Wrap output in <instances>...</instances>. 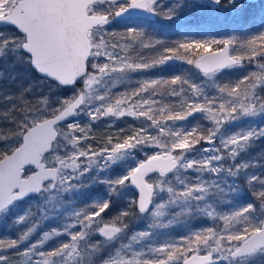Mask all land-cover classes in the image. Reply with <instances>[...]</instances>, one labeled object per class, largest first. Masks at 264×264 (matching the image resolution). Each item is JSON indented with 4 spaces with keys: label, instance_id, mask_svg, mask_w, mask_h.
Returning <instances> with one entry per match:
<instances>
[{
    "label": "snow or ice",
    "instance_id": "6c2138e0",
    "mask_svg": "<svg viewBox=\"0 0 264 264\" xmlns=\"http://www.w3.org/2000/svg\"><path fill=\"white\" fill-rule=\"evenodd\" d=\"M253 6L248 0H175L167 7L163 0H0V58L13 56L31 66L49 82L50 90L67 87L73 91L72 98L53 102L5 97L10 104L9 113L19 116L11 115L10 123L16 130L5 138L11 143L0 148V219L9 218L21 202L35 196L79 193L91 184L104 183L109 197L129 186L138 189V212L157 218L150 229L162 228L166 225L159 218L170 205L181 212L194 211L193 202L198 208L209 193L221 196L238 193L239 186L235 182L229 184L226 177L236 178L249 168L248 163L235 161L246 146L264 138V128L249 127L235 132L222 129L225 124L231 125L246 117H264V74L258 77L252 72L231 87H219V93L226 94L219 103L217 97L204 94L199 85L177 75L170 82L179 88H172L169 94L181 96L186 91L184 85H188L193 96L183 100L179 110L172 109L166 114L163 107L154 108L159 103L154 98L157 95L154 86L168 83L163 78L144 79L136 89L118 94L103 86L114 77L127 80L131 72L148 70L171 60H184L209 79L223 69L243 65L245 60L248 63L264 61V28L244 43L236 38L187 40L174 48H164V54L149 63L142 57L138 62H130L121 55L125 47L134 43L135 36L143 35L141 28H127L121 39H127L129 44L120 45L109 41L108 37L114 38L115 34L109 33L105 26L116 17L163 15L171 21L185 10L227 7L240 14ZM260 15L264 20V3ZM143 46L156 47L155 44ZM258 67L264 73V63ZM241 85L246 88L243 92ZM25 91L29 92L30 88ZM143 93L147 96H142ZM133 97L139 100L132 101ZM82 112L91 121L127 114L144 117L150 123L133 130L122 142L118 138L113 143L109 137L106 145L96 150L91 144L80 146L89 139V127L81 126L76 120L65 123ZM198 112L206 113V119L211 120L213 126H180L174 130L155 118L166 116V121L175 125ZM150 128H155L157 135L150 134ZM164 134L163 140L158 138ZM201 141L210 147L197 149ZM148 147L160 151L136 161L137 151ZM126 160L134 163L127 166L122 175H108L117 162ZM228 161L233 163L228 164ZM181 171L196 175L186 182L177 175ZM151 173L157 175L152 177ZM170 173L181 187H173L165 179ZM205 174L210 179H204ZM247 183L258 204L235 207L230 215L219 216L214 214L215 210L207 212L212 219L235 221L240 225H233L230 231L226 227L227 234L210 226L179 238V244L165 242L155 246L148 243L139 250L132 244H123L105 256L102 242L92 243L91 234L98 232L112 241L128 225L120 222V226H116V221L111 225L104 221L101 214L110 208V202L104 200L94 203L90 210L73 213L77 224L66 225L64 233L69 236V242H61L54 249L43 250L50 236L47 232L39 242L28 243L35 223L16 239L0 240V248L8 250L7 255L0 253V264H15V259L22 256L28 257L29 264H97L92 259L94 256L98 257L99 264H249L252 258L264 256V174L248 175ZM164 192L168 194L167 199L157 202L156 198ZM150 206L154 211L149 212ZM129 214V211L123 213L124 216ZM27 215L15 217L12 223H25ZM178 215L172 213L174 219ZM77 225L80 230L70 231ZM53 234L59 235L55 230ZM138 237L150 240L152 232H139L131 240L139 242ZM22 243L26 248L20 247Z\"/></svg>",
    "mask_w": 264,
    "mask_h": 264
},
{
    "label": "trees",
    "instance_id": "16d2710c",
    "mask_svg": "<svg viewBox=\"0 0 264 264\" xmlns=\"http://www.w3.org/2000/svg\"><path fill=\"white\" fill-rule=\"evenodd\" d=\"M170 2H173L171 0ZM166 3L164 4L165 7H167L170 4L173 3ZM248 2H251L254 6L251 7L249 10L245 12V14L234 16V17H227V19H219V16L213 14L212 12L216 13H226L227 10L230 9L227 7H221L216 8L214 11H211L210 13L203 14L205 16H199L197 18L192 17L190 18L187 15V12H183L181 15H179L177 18L169 21L167 19L163 18V15L161 17L157 16V19L159 20L150 21L146 19H120L119 25L114 24V27L112 29L116 30L120 37H123L124 34L127 31V28L129 27H137L142 29L143 35H137L135 36L134 43L130 44L127 49L132 57V62H138L141 57L151 63L159 57L164 54L163 49L164 48H174L178 43H182L187 41L186 37L192 36V37H210L213 36L221 37V39H230V38H236L238 42L244 43L247 38H249L251 35L255 34L257 31L261 30L264 26L263 23L259 21L261 20V4L264 3V0H248ZM259 3V4H258ZM216 20H219L218 23L215 22ZM142 22H145L147 28H143ZM148 28L153 31L150 32ZM156 32V35L158 38L156 40L153 38V33ZM122 33V34H121ZM150 35H149V34ZM118 36V35H117ZM116 35L112 39L108 38L109 40L116 41ZM122 41L125 42V44H129L127 39H123ZM159 42V43H157ZM144 44H155L156 47H148L145 48ZM159 54V55H157ZM171 55V53H169ZM260 63H264V61H254L252 63H248L247 60L243 62V65L241 66H234L232 68H227L224 71L218 72L215 76H213L211 79L213 80H223V76H225L224 79L229 78L232 71H235V76L231 74V85H234L237 81L241 80L243 77L248 76L250 73L254 72V68L256 65H259ZM229 69H234L232 71H229ZM23 73L25 74H31V76L36 77L37 74L32 68H26V71ZM229 73V76L226 75ZM181 76L184 79H188L190 83H196L201 84L206 83V81L209 80L208 77H204L203 74L198 72L194 65L187 64L184 60H171L166 62L165 64L158 65L156 67H153L148 70H141L137 72H131L129 73V78L127 80L121 81L118 77H114L113 80H111V84H114L116 86L115 91L113 94H117V91H131L136 89L137 85L140 83H143L144 79H154V78H163L164 80H167L168 83H158L154 87L156 89L157 95L154 97L159 103L154 105V108L159 109L163 107L165 114L172 110L176 109L179 110L180 103L183 101V94H190L191 90L189 89L188 85H184L185 87V93H183L181 96H172L170 95V91L172 88H179V85H172L171 79L175 76ZM187 76V77H186ZM259 77V76H258ZM230 87V86H229ZM1 88V87H0ZM249 88H250V82H249ZM13 90H17V86L12 88ZM26 90V88L23 90V92ZM152 90V86L149 88V92ZM246 88L244 85H241V92L245 91ZM257 91L259 88L256 89ZM22 92V93H23ZM142 96H147V93L141 94ZM134 98V97H133ZM137 100H139V97H135ZM159 116V115H157ZM156 116V117H157ZM160 117V116H159ZM166 117V116H165ZM202 115L199 113H194L193 116L190 118L191 124H199L202 127H208L209 121L205 120L204 118H201ZM202 119V120H200ZM208 123H207V122ZM4 126V125H2ZM16 129L15 128H5L0 126V137H8L12 136ZM3 131V133H2ZM263 145H264V138ZM2 144H0L1 147ZM3 148V147H2ZM138 154L141 156V152H138ZM142 157V156H141ZM145 158V157H142ZM263 164V167L260 169L256 174H264V160L261 161ZM181 172L179 173V175ZM188 174V176H187ZM187 174L185 173V176H183V173L181 175L182 179L186 182L191 180L193 177H195V173L191 171H187ZM204 179H210V177L205 174ZM227 181L228 178L226 177ZM235 179V181H234ZM240 179V180H239ZM235 182L239 186V192L236 194H229L221 196L219 194H213L209 193L205 197V199L201 202H199L198 208L196 207V203L193 202L192 207L195 209L194 211H183L175 206H171L168 210L167 214L164 215L160 221L164 223L165 227H154L149 228L150 225L154 224L156 222L157 218H154L151 221L143 220L140 223L133 221L131 224H128L127 227V233L129 231V235L132 237L133 235L138 234L142 231H151L152 237L150 240L139 238L136 242L138 245L140 243L148 244L151 243L155 246L161 245L165 243L166 241L169 242H176V238H180L182 236H186L189 232L195 231L202 228H207L210 226H214L217 231L225 232V228L230 231L232 230L233 225L236 227H240L239 224H237L235 221L230 222L229 226L226 224L227 221L218 220L219 224L222 226L221 228H217L218 223L215 222L214 219L209 217L207 214H205V205L208 203H213V207L216 210V214L222 213L220 216L223 215H230L232 209L235 207H239L241 205L247 204V203H253L258 204L259 202L256 200V198L251 194V191L248 187L247 180L241 179V177L236 178H229L228 183L231 184ZM181 187V185L179 186ZM104 200H108L110 202V210L113 207V195L111 197L107 196V193L104 191L102 186H90L85 191H80V193L74 194L72 198L69 200H64V207L66 209L74 206V208H82L87 211V208L90 210V207L94 206V203H100ZM136 205V204H135ZM106 210V211H108ZM121 209H118L120 211ZM257 209V214H258ZM172 213H179V215L174 219L172 216ZM139 216H143V214H139ZM13 218H8L7 221L1 222L0 225V240L7 241L9 239H16L18 236L26 230L29 226H31L33 223L36 224V221L32 220L30 223H22L19 225L12 223ZM169 220L172 222L169 223ZM123 222V221H122ZM126 223V222H125ZM137 223V224H136ZM216 223V224H214ZM51 225L45 226L44 228L38 226L36 224L34 232L30 236V240L28 243L31 242H39L45 232L50 233V237L47 241L43 244V250H51L54 249L59 243L61 242H69L68 238L65 237V235L61 236L59 232H57L56 229L49 227ZM53 230H55L56 233H59V235L53 234ZM226 234V232H225ZM178 243V242H177ZM26 244H21L20 247L24 248L26 247ZM140 247H142L140 245ZM8 252L6 253V255ZM261 257V256H259ZM254 257L251 261H249V264L257 263V264H264V258ZM15 264H29V261L23 262V261H15Z\"/></svg>",
    "mask_w": 264,
    "mask_h": 264
},
{
    "label": "rangeland",
    "instance_id": "374dc122",
    "mask_svg": "<svg viewBox=\"0 0 264 264\" xmlns=\"http://www.w3.org/2000/svg\"><path fill=\"white\" fill-rule=\"evenodd\" d=\"M170 1L171 0H163V3L166 4ZM170 3H175V0H173V2H170ZM214 10L195 9V10H185L184 12L185 13L187 12V15L190 18H192V17L197 18L199 16H205L203 14H206V13L208 14ZM245 12L237 14L236 12H234L233 10L230 9L229 11L227 10L226 13H216V12H212V13L213 14L215 13V15L219 16V19H227V17L239 16V15L245 14ZM119 20L120 19L118 17H116L111 21V23L109 25H107L105 27L108 29L109 33H114L116 35V38H115L116 41L109 40L110 42H112V43L119 42L120 45H126L125 42L122 41L123 39H121L118 32L116 30L112 29L114 27V24H117V25L121 24ZM156 20L160 21V18H158V19L156 18ZM156 20L154 22H156ZM215 22L218 23L219 20L215 19ZM260 22L263 23L264 20L261 19L259 21V23ZM263 26H264V23H263ZM141 27L147 28L145 22H142ZM3 30L10 31V29H3ZM148 30H150V29L148 28ZM150 32H153V31L150 30ZM108 38L112 39V36H109ZM153 38L155 40H156V38H158L156 35V32L153 33ZM213 38L221 39V37H217V36H213L212 38H210V37L198 38V37L189 36V37H186V40H192V39H197V40L208 39V40H210ZM215 47L216 46H214V48ZM121 55L129 58L130 62H132V57L130 56L127 47H125L123 49V51H121ZM157 55H159V54H157ZM189 58H191V57H189ZM29 67L31 68V66L23 64L22 62L16 60V58L13 56H7L4 58H0V87H1L0 88V126L3 127V129H5L7 127L8 128H15V126L12 123H10V118H11V115H16L17 117L19 116L18 113H9L10 104H9V101H7L5 99L6 96H13V97H17V98L26 97L28 100L35 99V100H41V101L44 99H48L49 102H53L57 99H65V98H72L73 97V91L70 88L51 89L50 90L49 82L45 81L43 79V77L39 76L37 73H36L37 74L36 77L31 76V74L23 73V71L25 72L26 68L28 69ZM253 68H254V72L257 74V76L264 74L261 72V69L258 67V65H256ZM232 70H234V69H229V71H232ZM231 74L233 76H235V71H232ZM231 74H230V76H231ZM226 75L229 76V73ZM230 76H229V78H226V79H224L225 76H223L224 77L223 80H220V81L209 79L208 81H206V83L202 82L201 84H198V85L201 87L204 94H206L208 96L217 97L218 98L217 103H219L220 98L226 94H220L218 89H219V87L224 86V85H228L230 87L232 86L230 83V80H231ZM16 86H17V90H13L12 88L16 87ZM103 87L108 89L111 93H113L115 91V88H116V86L114 84H111V81H108L107 83H105V85ZM25 88L26 89L30 88V91L29 92H26V91L23 92V90ZM120 92H123V91H117V94ZM192 96H193L192 92H191V95L187 94V93L183 94V100H190L192 98ZM135 100H137L135 97L132 98V101H135ZM89 103L95 104V101H89ZM130 103H131V101H130ZM132 110L138 111V109H132ZM199 114L202 115V117H201L202 119L204 118L205 120L209 121V123L206 121L209 124L208 127L213 126L211 120L206 119V115H207L206 113H199ZM191 117H188L187 120H185V121L175 122V125H173L172 121H166V117L162 119L161 117L157 116L155 118L161 119V123H166L168 127H172L174 130H178L180 126H184L185 128H189L192 126L200 125V123L199 124H197V123L191 124V121H190ZM202 119H200V120H202ZM73 120L78 121L81 126H87L90 128L89 139L86 141H82L80 146H83L84 144H91L93 149H96V150H99V148L104 147L106 145L107 139L109 137L112 138L113 143L117 142L118 138L122 142L123 138L126 137L127 135L131 134L133 132V130H138L139 128L146 126L148 123H150L144 117L129 116L127 114L123 117H115V116L109 115L107 117L99 118L96 121H91L89 116H87L83 112L79 116L74 117ZM2 125H4V126H2ZM249 127L264 128V117H260V116H258V117H246V118H243L240 121L233 123L231 125L225 124L222 131L227 130L228 132H235L237 130L247 129ZM149 132L152 135H157L155 128H150ZM2 133H3V131H2ZM77 135H83V134L77 133ZM165 136H166V134L161 135L158 138L163 140L165 138ZM8 137H10V136H8ZM5 138L6 137H0V144H2L0 148L4 147V145L6 143H11L10 140H6ZM216 143L219 144L218 139H217ZM262 143H263L262 138L255 140L254 142H252L248 146H246V148L243 151H241L240 155L237 157L235 163H248L250 165L249 168L243 170L241 172V174L238 176V177H241V179L247 180L248 175L256 174L259 171H261L260 169L263 167V164L261 163V161L264 160V145ZM196 147H197V149H200V148H204V147H210V145L206 144L204 141H201V143L199 145H197ZM157 151H160V149L155 148V147H148L147 149H145L142 152L137 151V153L135 155V160L136 161L143 160L144 158H142V157H145L146 155L153 154ZM138 152H141L142 157L138 154ZM193 155H195V153H193ZM81 159H83V158H81ZM132 163H134V161H132V160L119 161V162H117L116 166H114L112 169L109 170L108 175L112 176V177H115L117 175H122L125 168L127 166H130ZM227 163L231 164L233 162L228 161ZM182 173H183V176H185V173L187 174V172H185V171H181L180 175L178 173L177 175L179 176L180 180H183L181 177ZM101 175H104V174L101 173ZM150 176L155 177L156 175L152 174ZM187 176H188V174H187ZM227 178L229 181L230 177H227ZM165 179H167L169 181L171 186L179 188V186H180L179 180L175 176H173L171 173L168 174V176L165 177ZM234 181H235V179H234ZM90 186H102L104 191L107 193V196L109 197V195H108L109 190H108V187L106 184L96 183V184H91ZM90 186H87V187L83 188L82 190L85 191ZM74 194H77V193L64 194L63 196L57 195L56 193L46 194L45 196H35L33 198H30L26 201L21 202L16 208H14L11 211L9 218L14 219L15 217H18L20 215L28 214L26 216V222L25 223H30L32 220H34V221H36V224H38V226H40L42 228H44L45 226L48 227V225H51V226H49V227H51L50 229H52V228L56 229L57 232H59L61 234V236L65 235V237H67L69 240L70 239L69 236L64 234L65 233V226L70 225V224H72V225L77 224L76 217L73 215V213L78 212V211H82V210L86 211V208L85 209L74 208V206H72V207L66 209V207L63 206L64 200H69L70 198H72L74 196ZM112 195H113V199H114L113 207L110 210L106 211L105 213L101 214V216L104 218V221L109 223L110 225L113 223V221H116V226H120V222H122V221L126 222L128 224H131L133 221L140 223L143 220L151 221L154 219V217H152L149 213H144L143 216H139L137 204L136 205L130 204V202L133 200L137 201V193H136L133 186H129V187L123 189L121 192H119V194H112ZM167 196H168V194L166 192L161 193V195L159 197H157L156 200H157V202H159L161 200L167 199ZM170 207H171V205L168 208H165L163 210L165 212V215L167 214ZM205 208H206L205 214H207L208 211L215 210L213 207V203L207 202V204L205 205ZM118 209H121V210L118 211ZM87 210H89V209L87 208ZM125 211H129L130 214L128 216H124L123 213ZM151 211H154V208H152L150 206L149 212H151ZM214 214H216V210H215ZM217 214L220 216L222 213L218 212ZM258 214H259V210H258ZM118 216L120 217L119 221L116 220V218ZM161 218H159V219H161ZM96 219L99 221L100 218L97 217ZM7 220H8V218L7 219H0V225H1V222H3V221L5 222ZM214 220L216 223H218L219 222L218 220H222V219H214ZM216 223H214V224H216ZM226 224L229 226L230 222H228ZM221 227L222 226L218 223L217 228L219 229ZM78 230H80L78 225L76 227H72L70 229V231H72V232H76ZM193 231H191V232H193ZM189 232H188V234H189ZM129 234H130L129 231L127 233V230H125L122 234H118V236L116 238H114L112 241H108L103 236H101L98 232H93L90 236V241L92 243L102 242V245H103L102 255H105V256L110 252L114 253L115 249L118 247H121L123 244H132V247L137 249V250H139L141 248L140 245L141 246L145 245L143 243H140V245H138L136 242H133L131 240V236ZM42 235H43V232H42ZM182 237H185V236H182ZM182 237H180V238H182ZM166 242H168V241H166ZM169 242H172V241L169 240ZM175 243H177V244L180 243V239L178 237L176 238ZM24 248H26V247H24ZM11 251L14 252L15 250H11ZM7 252H8V250H6L5 248H0V253L6 254ZM256 257H259V256H256ZM259 258L263 259L264 256H261ZM49 259H51V258H49ZM92 259L95 260L97 262V264H99L98 257L94 256V257H92ZM252 259H254V258H252ZM27 260L29 261L27 256H22V257L15 259V261H23V262H27ZM253 264H257V263H253Z\"/></svg>",
    "mask_w": 264,
    "mask_h": 264
},
{
    "label": "water",
    "instance_id": "95a60500",
    "mask_svg": "<svg viewBox=\"0 0 264 264\" xmlns=\"http://www.w3.org/2000/svg\"><path fill=\"white\" fill-rule=\"evenodd\" d=\"M118 18H120V19H127V18H129V17H127V16H124V17H118ZM156 18H157V16H147V15H143V16H138V17H133V18H131V19H146V20H150V21H155L156 20ZM198 72H200L198 69H196ZM224 70H226V69H223L222 71H224ZM35 71V70H34ZM36 72V71H35ZM39 76H41L42 77V75L41 74H39L38 72H36ZM201 73V72H200ZM202 74V73H201ZM65 88H67V87H65ZM73 118L74 117H70V118H68V120L67 121H65V123H68V122H70V121H72L73 120ZM47 155V154H46ZM28 167H34V166H28ZM39 169H37V171H38ZM157 175L156 173H151L150 175ZM134 187V186H133ZM134 189H135V191H136V193H137V207H138V189H136L135 187H134ZM101 235V234H100ZM102 236V235H101ZM105 238V237H104ZM106 239V238H105ZM107 240V239H106ZM203 253H201V255H202Z\"/></svg>",
    "mask_w": 264,
    "mask_h": 264
},
{
    "label": "bare ground",
    "instance_id": "6f19581e",
    "mask_svg": "<svg viewBox=\"0 0 264 264\" xmlns=\"http://www.w3.org/2000/svg\"><path fill=\"white\" fill-rule=\"evenodd\" d=\"M120 19V18H119ZM131 19V18H130ZM36 73V72H35ZM140 214V213H139Z\"/></svg>",
    "mask_w": 264,
    "mask_h": 264
}]
</instances>
